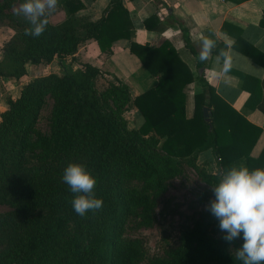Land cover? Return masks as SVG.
Masks as SVG:
<instances>
[{
	"label": "trees",
	"instance_id": "1",
	"mask_svg": "<svg viewBox=\"0 0 264 264\" xmlns=\"http://www.w3.org/2000/svg\"><path fill=\"white\" fill-rule=\"evenodd\" d=\"M59 1L66 17L57 23L47 17L40 37L24 34L27 21L7 24L0 17V24L14 31L3 48L0 76L22 78L28 64L41 69L54 61L75 60L90 41L106 51L128 39L131 53L158 82L133 101L144 119L135 130L123 116L127 87L110 85L99 94L95 79L102 72L89 62L59 74L38 72L9 100V109L0 114V201L12 200L15 210L0 215V264H139L143 252L137 241H124L125 227L134 213L138 227H150L155 202L128 185L143 182L147 190L161 189L179 173L177 161L211 150L217 160L216 186L241 159L250 164L261 129L227 104L203 71L197 77L202 93L195 96L193 115L187 117L184 90L194 82L191 70L168 43L154 48L132 40L135 27L123 0H113L96 20L77 15L85 8L82 0ZM184 39L194 52L185 32ZM243 52L257 62L255 50ZM198 67L205 64L198 61ZM101 96L112 106L104 107ZM47 98L53 106L50 133L44 134L36 125ZM148 148L159 151L158 160ZM34 153L38 161L31 164L28 156ZM72 163L84 165L96 179L93 191L103 200L101 210L83 217L74 211L71 201L77 194L62 180ZM42 208L50 213L36 214ZM70 223L72 234L67 233ZM224 255V246L188 230L169 258L152 264H211ZM229 262L242 264L236 258Z\"/></svg>",
	"mask_w": 264,
	"mask_h": 264
},
{
	"label": "crops",
	"instance_id": "2",
	"mask_svg": "<svg viewBox=\"0 0 264 264\" xmlns=\"http://www.w3.org/2000/svg\"><path fill=\"white\" fill-rule=\"evenodd\" d=\"M85 8L77 13L79 17L96 20L102 16L113 0H82ZM131 13L135 27L133 41L141 45L159 47L168 43L180 59L191 70L194 82L186 86V113L193 115L195 96L202 93L198 74L204 72L205 80L216 93L246 120L261 129L260 137L251 151L253 159L248 164L243 158L233 167H247L250 171L264 166V0H123ZM65 14L60 1L55 11L48 15L55 23V14ZM60 15L58 21L60 22ZM148 26H146V24ZM184 32L190 41L192 52L185 43ZM10 28L0 29V60L4 45L12 38ZM214 39L217 48L213 57L198 67L201 39ZM131 41L120 39L110 50L102 51L96 41L82 46L75 60L68 58L41 69L28 64L27 76L22 78L0 76V114L9 109V100L19 96L22 87L32 78L41 75L59 74L68 69L80 67L89 62L101 70L95 79V88L102 94L110 85L127 87L129 100L123 116L130 129H139L144 119L134 106V99L154 87L158 77L152 76L140 60L130 51ZM228 51L233 58V67L227 74L221 72L222 61L215 63L219 50ZM253 51L257 62L243 51ZM39 72V73H38ZM254 93V94H252ZM198 160H217L211 150L197 156ZM249 165V166H248ZM264 169V167H263Z\"/></svg>",
	"mask_w": 264,
	"mask_h": 264
},
{
	"label": "rangeland",
	"instance_id": "3",
	"mask_svg": "<svg viewBox=\"0 0 264 264\" xmlns=\"http://www.w3.org/2000/svg\"><path fill=\"white\" fill-rule=\"evenodd\" d=\"M14 6L18 8L20 3H5L4 0H0V17L4 23H13L15 19L26 21L22 16L15 14ZM59 15L60 21L66 17V14L56 13L55 23L59 22ZM2 28L7 29L3 24H0V29ZM73 66L70 63L68 70H73ZM101 97L104 107L112 106L109 101L104 102V96ZM46 100L36 127L44 134H49L53 102L50 98ZM147 153L158 160L159 151L155 153L154 148H148ZM38 157V153H34L30 154L28 159L31 164H35ZM176 167L179 173L166 181L161 189L147 190L144 188L143 182H131L128 185L140 193L148 194L155 202V210L154 221L147 228L138 227V214H132L125 227L124 241H137L138 247L143 252V259L139 264H152L156 260L169 258L179 246L181 234L192 230L205 234L218 245L225 247V255L211 264H231L229 259L236 258L237 249L244 242L242 234L241 238L232 242L222 239L224 233L219 229V221L206 209L210 200L215 198L212 189L213 181L218 176L217 165L204 159L194 158L191 161L188 159L177 161ZM14 210L15 203L12 200L0 201V215ZM38 213L49 214L50 212L48 209L42 208L36 214ZM73 232L74 229L70 223L67 233L72 234ZM2 248L0 244V250Z\"/></svg>",
	"mask_w": 264,
	"mask_h": 264
},
{
	"label": "clouds",
	"instance_id": "4",
	"mask_svg": "<svg viewBox=\"0 0 264 264\" xmlns=\"http://www.w3.org/2000/svg\"><path fill=\"white\" fill-rule=\"evenodd\" d=\"M58 3L59 0H24L18 8L14 6L15 14L30 25L24 34L40 37L48 25V15L56 10ZM200 44L199 61L212 59L216 41L203 37ZM221 61V72L229 73L233 58L228 51L221 49L216 54L215 63ZM62 180L77 194L71 203L79 216L102 209L103 200L96 198L93 191L97 181L84 165L69 164ZM212 191L215 198L206 209L219 221V229L224 233L222 239L232 242L242 234L244 242L237 249L236 259L242 264H264V169L250 171L247 167H232Z\"/></svg>",
	"mask_w": 264,
	"mask_h": 264
},
{
	"label": "water",
	"instance_id": "5",
	"mask_svg": "<svg viewBox=\"0 0 264 264\" xmlns=\"http://www.w3.org/2000/svg\"><path fill=\"white\" fill-rule=\"evenodd\" d=\"M204 115L207 119L209 118L208 108H204Z\"/></svg>",
	"mask_w": 264,
	"mask_h": 264
}]
</instances>
